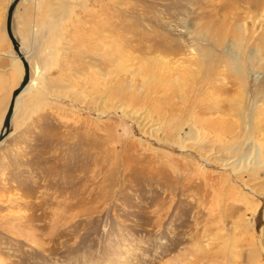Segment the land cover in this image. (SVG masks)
Wrapping results in <instances>:
<instances>
[{
    "label": "rangeland",
    "instance_id": "374dc122",
    "mask_svg": "<svg viewBox=\"0 0 264 264\" xmlns=\"http://www.w3.org/2000/svg\"><path fill=\"white\" fill-rule=\"evenodd\" d=\"M11 1L0 54H15ZM17 7L37 82L0 144V264H264L251 257L264 246V166H229L264 150V0ZM12 64L0 55V129L22 80Z\"/></svg>",
    "mask_w": 264,
    "mask_h": 264
},
{
    "label": "bare ground",
    "instance_id": "6f19581e",
    "mask_svg": "<svg viewBox=\"0 0 264 264\" xmlns=\"http://www.w3.org/2000/svg\"><path fill=\"white\" fill-rule=\"evenodd\" d=\"M27 0H21L20 2H19V4L17 5V6H19L20 5V3H24V2H26ZM29 1V0H28ZM32 1V0H31ZM63 3V2H62ZM83 3H85V2H83ZM39 6V4L37 5V7ZM83 6V5H82ZM17 8L18 7H16V9H15V11L17 10ZM52 11L50 12V13H54V15H52V17H54V24L56 25V28H57V25H58V23L59 22H61V21H63L64 20V18L68 15V10H69V7H68V3H64V4H61L60 5V7L59 8H57V7H52V9H51ZM15 11H14V14H15ZM48 11V10H47ZM47 14H49V13H47ZM47 17V16H46ZM53 19V18H52ZM7 20V19H6ZM14 22H15V19H14ZM6 24V23H5ZM15 24V23H14ZM6 27V26H5ZM5 31H6V28H5ZM14 32H15V29H14ZM16 35V34H15ZM6 36L10 39V37L8 36V34H7V31H6ZM17 37V36H16ZM18 38V37H17ZM18 40H19V42L21 43V45H22V42H21V40L18 38ZM10 41H11V39H10ZM11 43H12V41H11ZM12 46H13V44H12ZM13 50H14V52H15V54H16V51H15V49H14V46H13ZM22 51H24V48H23V45H22ZM252 51V50H251ZM254 53V52H253ZM253 53H251L250 55L252 56V54ZM14 53H13V51L12 50H7V52H5V53H1L0 55H5V56H8L9 55V57H11L12 58V60H13V68L17 71V73H18V75L20 76V78H19V81H20V79L21 78H23V73H24V66H23V62H22V59L19 57V56H17V55H15ZM24 56L26 57V59L28 60V62H29V59H28V54L26 53H24ZM28 56V57H27ZM254 56V55H253ZM31 57V56H30ZM252 58V57H251ZM255 58V57H254ZM254 58H252V59H254ZM29 66H30V70H29V75H30V80H29V82H28V85L21 91V93L19 94V96H18V98H17V101H16V103H15V107H14V112H13V118L15 117V115H16V113H17V111H18V109H19V103H20V101L22 100V98L23 97H21V94L26 90V89H28V86L31 84V82H33V83H36L37 82V80H31L32 79V75H31V64H30V62H29ZM20 85V84H19ZM16 89V88H15ZM14 89V90H15ZM13 90V91H14ZM13 93V92H12ZM12 97H13V95H12ZM12 99V98H11ZM11 102V101H10ZM10 105V104H9ZM9 108V107H8ZM8 110V109H7ZM7 112V111H6ZM6 114V113H5ZM5 117H6V115H5ZM5 117H4V120H5ZM141 124H142V127L147 131V132H149V128H151L152 126V123H151V125L150 126H148V123H149V121H148V119H147V117L146 116H142L141 118H140V121H139ZM3 123H4V121H3ZM194 124V123H193ZM3 126V125H2ZM12 127H13V124H12ZM258 127V126H257ZM2 128V127H1ZM201 128V127H200ZM253 128V127H252ZM1 130V129H0ZM152 130V132L153 133H150V135H154L155 136V134L157 133V132H155V130L152 128L151 129ZM150 130V131H151ZM201 130H202V128H201ZM207 133V132H206ZM192 135L191 137H192V139H197V138H201V132H200V130L198 129V128H196L194 125H190V127H189V131L187 132V135ZM204 134V133H203ZM205 136H207V135H205ZM176 138H179V137H176ZM205 138V137H204ZM211 138V137H210ZM191 139V140H192ZM207 139V138H206ZM213 139V138H212ZM186 140V139H185ZM203 140V139H202ZM207 141V140H206ZM184 142H187V141H184ZM183 143V142H182ZM1 144V143H0ZM184 144V143H183ZM206 144V143H205ZM214 144V143H213ZM180 145V144H179ZM186 145H188V144H186ZM185 145V146H186ZM202 145V144H201ZM200 145V146H201ZM212 146V145H211ZM194 148H195V146H193ZM263 147L261 146V144H260V146L257 144V148L255 147L254 148V150L253 151H250V152H248V153H242L241 155H239L235 160H233V161H231V162H229V166L232 168V171L233 172H235V173H238V172H240L241 170H245V171H248L252 166H258V167H261V166H264V150L262 149ZM199 152H200V150H198ZM203 151V150H202ZM214 151V150H213ZM202 153V152H201ZM204 153V152H203ZM235 157H236V154H235ZM208 160H209V158H208ZM222 162H218V163H223V159L221 160ZM229 160H227V162H228ZM226 163V162H225ZM227 164V163H226ZM252 169H254V168H252ZM243 172V171H242ZM239 174V173H238ZM243 175V174H242ZM240 176H241V173H240ZM253 244H255V243H253ZM253 247V246H252ZM254 247H255V245H254ZM256 249L255 250H253V251H251V257L252 258H254V257H259V255H260V253L261 252H264V246L261 248V249H259L258 247H257V245H256V247H255ZM258 248V249H257ZM261 256V255H260ZM259 260V259H258ZM260 261V260H259Z\"/></svg>",
    "mask_w": 264,
    "mask_h": 264
},
{
    "label": "water",
    "instance_id": "95a60500",
    "mask_svg": "<svg viewBox=\"0 0 264 264\" xmlns=\"http://www.w3.org/2000/svg\"><path fill=\"white\" fill-rule=\"evenodd\" d=\"M21 0H12L10 5L8 6L7 13H6V31L8 36L10 37L12 44L14 46V49L16 51V55L19 56L22 59L23 66H24V73H23V78L20 82V85L13 91L12 99L9 105V108L6 112V117L3 123V126L0 130V143H3L9 136L10 132L12 130V124H13V112H14V107L15 103L17 101V98L21 91L28 85V82L30 80V75H29V62L24 56V52L22 51V45L19 42L18 38L15 35L14 32V11L19 4Z\"/></svg>",
    "mask_w": 264,
    "mask_h": 264
},
{
    "label": "crops",
    "instance_id": "0c3cea01",
    "mask_svg": "<svg viewBox=\"0 0 264 264\" xmlns=\"http://www.w3.org/2000/svg\"><path fill=\"white\" fill-rule=\"evenodd\" d=\"M14 23H15V22H14ZM14 29H15V24H14ZM15 34H16V36L18 37V34H17L16 30H15ZM18 38H19V37H18ZM19 39H20V38H19ZM20 40H21V39H20ZM19 84H20V83L18 82L17 85L15 86V88H17V87L19 86ZM15 88H11V91H10V95H11V96H10V99H9L10 101H11V98H12V92H13V90H14ZM10 101H9V102H10ZM4 116H5V115H4Z\"/></svg>",
    "mask_w": 264,
    "mask_h": 264
}]
</instances>
